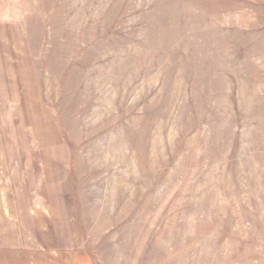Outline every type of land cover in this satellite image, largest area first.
<instances>
[{
  "label": "rangeland",
  "instance_id": "obj_1",
  "mask_svg": "<svg viewBox=\"0 0 264 264\" xmlns=\"http://www.w3.org/2000/svg\"><path fill=\"white\" fill-rule=\"evenodd\" d=\"M0 264H264V0H0Z\"/></svg>",
  "mask_w": 264,
  "mask_h": 264
}]
</instances>
